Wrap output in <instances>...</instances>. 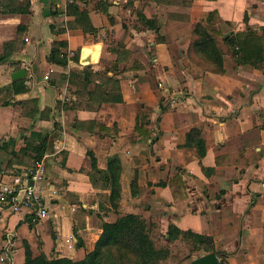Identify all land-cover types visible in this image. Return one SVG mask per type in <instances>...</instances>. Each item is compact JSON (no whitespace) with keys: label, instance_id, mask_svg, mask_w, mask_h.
Instances as JSON below:
<instances>
[{"label":"crops","instance_id":"1","mask_svg":"<svg viewBox=\"0 0 264 264\" xmlns=\"http://www.w3.org/2000/svg\"><path fill=\"white\" fill-rule=\"evenodd\" d=\"M129 1L76 2L89 12L95 36L67 14L72 0H30L25 15L10 14L0 1V171L24 174L34 165L32 152L11 153L38 144L33 133L44 134L41 189L49 211L40 219L0 208L1 264H24V242L35 258L83 260L102 225L127 213L158 222L164 235L173 224L213 237L224 264H264V65L236 66L228 58L226 73L215 75L184 60L195 25L209 13L218 12L225 33L260 31L264 0H135L133 7ZM138 12L159 23V35ZM55 43L67 44L56 45L66 64L49 62ZM85 67L99 74L87 89L68 80ZM20 70L26 76L14 79ZM102 80L112 87L119 80L114 103L104 102L102 92L88 96ZM139 113L149 116L141 131L151 136L136 133ZM193 129L206 144L202 159L185 146ZM88 152L100 170L120 158L118 211L110 191L92 185ZM179 178L183 188L171 187Z\"/></svg>","mask_w":264,"mask_h":264},{"label":"trees","instance_id":"2","mask_svg":"<svg viewBox=\"0 0 264 264\" xmlns=\"http://www.w3.org/2000/svg\"><path fill=\"white\" fill-rule=\"evenodd\" d=\"M8 9L10 14H29L30 0H0ZM73 3L68 4L67 14L76 17L78 27H82L84 34L90 33L96 35L97 30L90 25L89 12L81 10L76 3L78 0H72ZM135 0L128 3L133 7ZM101 10L108 15L109 4L102 2ZM138 20L143 23L147 29L155 31L159 35L160 25L153 18H148L144 12L137 13ZM74 21V22H75ZM218 12L209 13L207 18L197 23L191 33L189 46L184 51V60L188 67L200 74L211 73L215 75H223L227 71L228 58L231 64L236 66H249L255 69L262 68L264 65V27L257 31L255 29H247L242 32L225 33L219 26L221 23ZM89 24V28L88 25ZM76 27L74 23L69 24V29ZM22 27L19 28V32ZM163 40V39H162ZM53 44L52 51L48 57L49 62L56 63V58L67 54L61 53ZM80 50L74 53V59L78 61ZM73 76V80L71 79ZM99 74H93L90 67H85L81 72H71L68 80L71 83L79 84L80 88L87 89L93 82L94 77ZM102 77V76H101ZM67 80V76H63ZM79 80V83H76ZM54 85V84H53ZM105 88L108 91H105ZM112 90H120L119 80L114 81V87L108 84V80H102L100 84L88 92V96L96 98L98 92H102L106 97L103 99L106 103H114ZM21 91H26L24 88ZM84 91V90H83ZM83 93V92H81ZM87 95V94H86ZM100 103L99 105H101ZM162 110L165 108L161 107ZM144 123L150 124L148 115L137 117L136 133L139 135H152L150 130L142 132ZM31 139L39 140L38 144L28 142L27 147L20 152H13L11 156L14 158L20 153L32 152L34 163L43 160L47 150V137L44 134L33 133ZM186 147L195 148L199 158L206 155V144L201 139V132L193 129L186 139ZM4 146L0 145V150ZM92 161V171L90 173V181L92 185L101 190H109V203L114 211H118L122 201V185L121 176L123 167L118 156L109 159L107 169L100 170L97 159L92 152H88ZM33 163V164H34ZM213 171V170H212ZM1 174V171H0ZM135 182L132 181L131 189L134 190ZM160 186L165 187L166 184L161 183ZM183 188L180 178L171 185ZM176 193V192H175ZM175 199L178 200V198ZM103 233L97 241L93 251L88 253L83 260L74 261L68 258H35L32 255L30 246L24 242L25 260L24 264H167L173 254L170 246L176 243L189 244L191 254L204 253V255L215 253L224 264L223 256L225 252L217 249L215 240L211 236L196 233L192 230L184 231L176 225L171 224L168 227L167 235L160 232V225L152 219H147L141 214H119L118 219L114 223H104L102 225ZM160 239L166 241V245L160 244Z\"/></svg>","mask_w":264,"mask_h":264},{"label":"built area","instance_id":"3","mask_svg":"<svg viewBox=\"0 0 264 264\" xmlns=\"http://www.w3.org/2000/svg\"><path fill=\"white\" fill-rule=\"evenodd\" d=\"M45 171V164L43 160H40L35 162L22 175L13 176L8 173H1L0 208H9L14 213L22 210L33 211L40 219L48 217L49 211L41 189V183L45 178ZM6 177H9V180H6ZM4 261L5 257H1L0 264Z\"/></svg>","mask_w":264,"mask_h":264},{"label":"rangeland","instance_id":"4","mask_svg":"<svg viewBox=\"0 0 264 264\" xmlns=\"http://www.w3.org/2000/svg\"><path fill=\"white\" fill-rule=\"evenodd\" d=\"M164 228L160 225V232L163 233ZM159 240H160V244H162L164 246L166 245V241L164 239L159 238ZM170 249L172 251L173 256L167 262V264H191L193 260H195L201 256H204V253L191 254V249H190L189 244L182 243V242L176 243V244L170 246Z\"/></svg>","mask_w":264,"mask_h":264},{"label":"water","instance_id":"5","mask_svg":"<svg viewBox=\"0 0 264 264\" xmlns=\"http://www.w3.org/2000/svg\"><path fill=\"white\" fill-rule=\"evenodd\" d=\"M56 61L59 63H65V64L67 63V60L61 57H57ZM26 74H27L26 70H20L14 73L13 78L14 79L21 78L23 76H26ZM191 264H221V260L217 254L211 253L193 260Z\"/></svg>","mask_w":264,"mask_h":264}]
</instances>
